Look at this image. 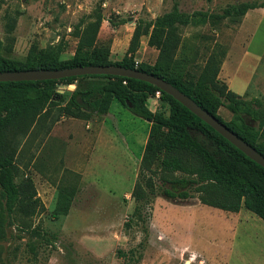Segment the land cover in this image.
<instances>
[{
  "label": "rangeland",
  "instance_id": "1",
  "mask_svg": "<svg viewBox=\"0 0 264 264\" xmlns=\"http://www.w3.org/2000/svg\"><path fill=\"white\" fill-rule=\"evenodd\" d=\"M235 3L255 7L242 16H215ZM174 6L207 14L179 26L177 57L186 76L199 75L218 43L226 50L219 79L244 99L264 101V0H0V53L24 61L31 48L51 45L67 58L78 42L76 30L100 21L97 44L109 47L117 61L136 24L143 27ZM147 41V35L139 39L138 62L157 57ZM86 83L78 79L66 88ZM159 103L156 91L148 105L155 110ZM218 113L239 124L226 107ZM148 128L113 100L103 116L73 118L52 110L21 136L15 160L32 177L43 208L6 217L0 264H264V220L246 208L235 216L202 204L196 194L179 199L149 193L140 214L134 212L131 191ZM60 186L74 195L68 213L55 218Z\"/></svg>",
  "mask_w": 264,
  "mask_h": 264
},
{
  "label": "trees",
  "instance_id": "2",
  "mask_svg": "<svg viewBox=\"0 0 264 264\" xmlns=\"http://www.w3.org/2000/svg\"><path fill=\"white\" fill-rule=\"evenodd\" d=\"M253 7L255 5L249 3H235L215 16H242ZM195 15L206 17L207 14L201 11L190 14L174 6L143 27L136 24L126 52L117 61L111 60L109 47L97 44L100 21H96L76 30L78 42L71 56L61 58L60 47L51 45L31 48L24 61L6 58L0 53V71L90 64L138 69L173 84L264 156V141L260 140L264 101L257 97L244 99L219 79L226 50L216 43L196 78L186 76L181 68L177 57L181 44L179 26L189 24ZM142 35H147L148 45L158 50L153 63L135 59ZM78 79L87 83L83 87L66 88ZM58 85L64 87L62 93L58 92ZM156 91L160 92V103L152 110L148 101ZM113 100L149 123L139 176L131 191L136 214H140L149 193L179 199L196 194L204 205L226 212H238L244 207L264 220V168L261 165L155 85L118 75L86 74L48 80L0 81V237L7 216L33 215L43 208L32 177L21 173L15 160L20 137L33 130L52 110L73 118L103 116ZM220 106L226 107L239 124L224 121L218 113ZM73 195L72 188H58L51 212L53 217L68 213Z\"/></svg>",
  "mask_w": 264,
  "mask_h": 264
},
{
  "label": "water",
  "instance_id": "3",
  "mask_svg": "<svg viewBox=\"0 0 264 264\" xmlns=\"http://www.w3.org/2000/svg\"><path fill=\"white\" fill-rule=\"evenodd\" d=\"M86 74H108L135 78L155 85L161 91L171 95L192 113L197 115L204 122L209 124L221 136L242 151L247 157L264 168V156L249 143L240 138L235 132L230 130L224 123L214 115L199 106L191 97L180 91L167 80L153 74L125 67L122 65H77L61 69H24L0 71V81H35L59 79L63 77L79 76Z\"/></svg>",
  "mask_w": 264,
  "mask_h": 264
},
{
  "label": "crops",
  "instance_id": "4",
  "mask_svg": "<svg viewBox=\"0 0 264 264\" xmlns=\"http://www.w3.org/2000/svg\"><path fill=\"white\" fill-rule=\"evenodd\" d=\"M112 102H113V101H112ZM143 148H144V147H143ZM241 208H244V207H241ZM241 208H240V209H241ZM241 212H242V211L239 210L238 212H232V213H234L235 216H236V214H241Z\"/></svg>",
  "mask_w": 264,
  "mask_h": 264
},
{
  "label": "built area",
  "instance_id": "5",
  "mask_svg": "<svg viewBox=\"0 0 264 264\" xmlns=\"http://www.w3.org/2000/svg\"><path fill=\"white\" fill-rule=\"evenodd\" d=\"M157 94L159 95V94H160V92H159V91H157Z\"/></svg>",
  "mask_w": 264,
  "mask_h": 264
}]
</instances>
